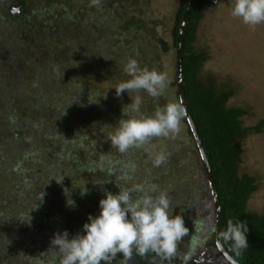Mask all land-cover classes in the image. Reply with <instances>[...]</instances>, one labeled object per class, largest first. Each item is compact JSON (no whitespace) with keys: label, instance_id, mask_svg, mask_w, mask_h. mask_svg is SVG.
<instances>
[{"label":"rangeland","instance_id":"obj_1","mask_svg":"<svg viewBox=\"0 0 264 264\" xmlns=\"http://www.w3.org/2000/svg\"><path fill=\"white\" fill-rule=\"evenodd\" d=\"M34 2L37 1L34 0ZM179 2L180 0H101L99 4H102V7L98 11L90 0H48V2H41L38 11L50 8L53 14H58L59 18H63L65 16L64 12L68 11L76 17L81 25L88 23V26L92 25L94 29L104 25V33L109 35L106 49L108 55L94 62L93 67L91 64L81 67L79 70L77 69L76 80H78V83L76 85L83 88L84 92L100 93L110 97L112 101H118L119 98L116 97V91L113 87L130 79L124 71L125 63L121 64V62H127L129 58L136 59L141 67L147 66L149 69L166 72L169 83L162 96L153 98L146 92L141 91L138 93L143 99L141 112L145 115H151L157 107H163L169 102H179L175 75L176 46L173 45L172 36V28ZM234 3L235 0H207L205 2L201 8V19L195 33L196 41L194 45L196 48L206 51V60L201 70L202 77L212 76L217 84L232 89L234 94L228 100V105L240 106L246 110L247 113L242 117L243 126L253 127L262 121L264 122V23L254 27L244 24L240 18L232 15ZM13 6L11 8L12 13H18V7ZM37 7H32L35 12ZM117 18L132 20V23L127 26L125 21L111 26V19L117 20ZM97 19H100L102 23L94 27L93 25H95ZM51 23L52 25L55 24L53 21ZM9 30L13 34H7L4 38L15 42L20 39V31H17L13 26H10ZM37 30L39 36L41 33L40 28H37ZM3 32H5V29L0 27V33ZM41 37L42 35L39 36L38 41H41ZM159 39H163L168 44L169 49L167 52L159 50L157 45ZM45 43L41 42L37 49L42 50L43 47H46ZM53 64L56 66V63ZM11 89L13 90L12 87ZM56 90V92H60V95L66 97L71 93V91L64 88L56 87ZM44 92V89H38L33 91L32 95H40ZM122 94L123 97L128 98L129 103L132 102L129 96L136 95V93L127 92ZM74 117L78 122L80 132L90 134L89 141L85 140V142H89V151L96 155V159L103 155L107 157L105 159L106 163L100 164L104 172L108 170L114 172L115 170V173L121 176L122 173L127 171L136 177V182L146 187L156 185L159 191H165L169 194V214L181 215L185 226L189 230L188 234L178 242L176 251L169 255L171 258H184L187 251H189L187 246L189 237L195 231L199 234L202 232V229L194 231L193 216L209 217L210 231L206 233V237L210 238L211 228H214L213 207L211 209L209 207L206 211L200 208L199 202L202 195L196 192L203 186L205 190L207 189L205 194L207 193V180L203 165L199 163L200 158L194 141L187 133L188 126L185 118L181 121V132L178 135L169 138H154L149 151L144 149L132 151L130 149L128 153L122 154L112 147L110 140L107 139L109 134L114 132L115 127L109 125L103 117H99V121L98 118L95 120L94 116L89 117L86 113L82 115L79 111ZM71 140L69 139L66 143H63L69 148L66 151L72 149ZM80 148L75 147L73 149L77 154V157H74L75 161L72 163L70 161L63 162L60 166L65 173L64 178H62L64 179L65 188L57 189L60 185L56 184V187H51L50 190L52 191L48 192L55 195H61L64 190L67 193L79 192V209L75 210V215L80 214L81 211L86 210L87 212L90 208L93 209L95 204V199H88L85 194H82L81 188L75 187V183H79L88 191H92L95 186L97 187L100 184V180L105 178L101 168L100 171L93 170L92 173L88 174L86 168L79 166V162L76 160L86 156L82 146ZM242 151L239 173L242 174L243 171L256 176L257 184H259L248 200L246 210L261 213L264 211V123L260 133L252 131L250 135L243 139ZM75 153L71 156L76 155ZM160 153L165 154L166 160L159 167H156L153 161L155 156ZM7 155L13 156V154ZM190 159H193V165H190ZM26 161L28 164V157ZM132 163L137 166L131 167ZM95 164L99 165L98 162ZM5 165L2 164L0 159V167ZM24 166L26 165L8 171L17 172L16 175H20V171H23L22 173L25 174L23 175L24 180L26 178L41 177V175H37V168L34 165ZM129 176L126 177L129 178ZM21 177L22 175L16 177L14 173L13 177L4 176L3 178L0 176V216L13 215V218L15 216L16 221H18L19 213L22 214L20 219L24 218L25 220H20V224H16V228L20 225L26 228L21 242L22 245L20 246V243L16 242L12 251L17 252V257H20V251L24 248L26 253L34 258L33 264H39L36 263L38 258L41 256L48 257L51 251L54 250H49L52 236L48 234L47 228L67 227L70 224L68 222L69 217L66 213H57L53 220L57 225H53L50 222V218H53L51 213L49 210L40 209L34 204L36 199L32 196L33 193L31 189L29 190L30 187L22 184ZM42 178L45 177H41L40 181ZM119 180V178L114 177L106 179L113 185L120 183ZM136 182H133V184H139ZM191 193L195 194L192 195ZM13 195H16L15 200ZM24 195L26 201L23 200ZM27 196L29 197L27 198ZM190 199H194L197 207L189 201ZM61 221L63 226L58 224ZM8 228L3 222H0V238ZM45 232L47 233L45 234ZM39 233H41L40 239L37 238ZM197 239L199 240V238ZM207 241L201 242L206 244ZM8 243L0 241V251L4 247L9 248ZM194 248H196V245ZM199 248L198 253L203 254L205 252L203 246L199 245L197 250ZM209 250L213 257V264H228L216 250L212 248H209ZM13 257L12 253L7 254L8 259H13ZM57 263L60 264L59 260ZM0 264H4V262L0 261ZM17 264L28 263L17 262ZM41 264H49V261ZM113 264H116L115 259Z\"/></svg>","mask_w":264,"mask_h":264},{"label":"trees","instance_id":"obj_2","mask_svg":"<svg viewBox=\"0 0 264 264\" xmlns=\"http://www.w3.org/2000/svg\"><path fill=\"white\" fill-rule=\"evenodd\" d=\"M33 1L0 0V27L5 29V32L0 33V159L2 164H6L0 167V176L13 177V173L16 177L25 175L23 171H20V175H16L17 172L12 173L11 170L22 165H34L39 173L37 175L45 178L40 181V176L34 179L25 177L27 180H24L23 176L21 177L23 185L30 184L33 188H41L46 181L50 180L53 184L51 187H56L57 184L60 185L58 188L62 189L65 188L64 179H62L65 173L60 166L63 162L75 161L74 157H77L73 150L75 147L82 146L86 154L84 158L76 161L79 162V166L88 170V174L93 170L100 171V164L106 163L107 158L103 155L96 159V155L89 151V142L85 140L89 141L90 134L80 132L74 115L79 111L82 115L86 113L89 117L94 116L95 120L98 118L100 121L103 117L116 129L118 121L126 118L122 110L128 108L130 101L123 97V94L120 97L116 96L119 98L118 101H112L110 97L100 93L84 92L83 88L76 85L78 83L77 69L91 64L93 67L94 62L108 55L106 49L109 35L104 33V25L98 29H94L92 25L88 26V23L81 25L68 11L64 12V19L59 18L57 13L53 14L50 8L38 11L41 2H48V0H35L37 2L34 3ZM185 1L179 2L172 28L174 46H176ZM205 2L206 0L192 1L184 32L182 76L185 99L210 164L220 200L222 229L226 228L228 219L246 221L248 225L246 236L249 247L243 251L242 255L237 256L231 250V241L222 240V244L228 254L240 264H264V211L257 213L246 210L247 202L259 184H257L256 176L243 171L241 174L238 171L243 152V139L252 131L260 133L264 122L253 127L243 126L242 117L247 111L240 106L228 105V100L233 96L234 91L217 84L212 76L203 78L201 75L206 51L196 48L194 42L201 19V8ZM13 5L20 10L18 13H12ZM33 6H38L37 14ZM94 6L100 11L102 4ZM125 21L127 26L132 23V20L117 18V20L111 19V26ZM101 23V20L97 19L93 26L97 27ZM10 26L20 31V39L16 42L4 38L7 34H13L9 30ZM37 28L41 31V41H38L40 35H37ZM41 42L47 43H45L46 47L39 50L37 47ZM157 45L160 51L167 52L169 49L163 39L157 40ZM53 63H56V66ZM123 63L126 62H121ZM56 87L67 89L71 93L68 97L60 95V92H56ZM38 89H44L45 92L32 95V92ZM187 133L192 137L189 128ZM69 139H72L70 143L72 149L66 151L69 148L63 143ZM74 153L76 155L71 156ZM7 154H13V156ZM190 161V165H193V159ZM97 162L99 165L95 164ZM199 163L201 164V160ZM135 166L137 165L131 164V167ZM9 169L11 170L8 171ZM102 171L104 180H100V184L95 186L94 190L87 191L85 194L88 199L94 198V203L98 207L105 191H111L113 194L119 192L117 184H111L106 181L107 178H119L118 184L126 188L136 185L133 184L136 182V177L127 171L121 176L115 173V170L114 172ZM127 175H130L129 178L126 177ZM75 187L83 188L79 183H75ZM206 190L202 186L196 192L202 195L199 204L205 211L213 207L209 192L205 194ZM77 195L64 190L56 201L65 199L70 203ZM135 195L136 193H133L134 197ZM42 197L43 195L37 199L42 202ZM60 197L64 199L59 200ZM189 201L196 206L194 199ZM57 205L66 204L60 202ZM65 209L62 208L61 211L64 212ZM59 211L57 206H53L54 213ZM192 220L195 225L194 231L202 229L201 235L210 231L208 216H193ZM211 231L212 239L203 238L202 241L208 240L206 244L213 246L214 228H211ZM79 233H81L80 230ZM4 234L8 235V233ZM133 253L138 252L134 250ZM144 255L139 256L140 264H149V257L153 256L152 250ZM161 257L170 262L179 261L178 258L172 259L164 253H161Z\"/></svg>","mask_w":264,"mask_h":264},{"label":"clouds","instance_id":"obj_3","mask_svg":"<svg viewBox=\"0 0 264 264\" xmlns=\"http://www.w3.org/2000/svg\"><path fill=\"white\" fill-rule=\"evenodd\" d=\"M91 3L98 5L99 0H91ZM232 15L252 27L262 24L264 0H235ZM124 71L130 79L113 87L116 96L125 92L136 95L130 96L132 102L122 110L126 118L118 121V127L107 139L122 154L130 149L149 151L154 138L174 137L181 132L185 109L179 102H169L157 107L153 114L145 115L140 110L143 99L138 93L143 91L153 98L162 96L169 83L168 74L141 67L134 58L127 60ZM165 160V154L156 155L154 166L159 167ZM117 186V194L105 191L99 201V215L89 214L88 221L83 224V234L77 232L71 238L67 230L54 234L49 250H57L61 256L60 264H110L117 254L130 258L134 250L139 254L153 250L168 255L176 251L178 242L189 230L181 215L169 214V194L159 191L156 185ZM87 191L85 187L81 190L82 194ZM133 193H136L135 197ZM247 232L246 221L228 219L219 236L224 242L231 241V250L240 256L249 247ZM194 235L198 238L201 233Z\"/></svg>","mask_w":264,"mask_h":264},{"label":"flooded vegetation","instance_id":"obj_4","mask_svg":"<svg viewBox=\"0 0 264 264\" xmlns=\"http://www.w3.org/2000/svg\"><path fill=\"white\" fill-rule=\"evenodd\" d=\"M22 177H23V175H22ZM51 184H52V181L48 180L41 186V188H37V187L33 188V187H31L30 184L28 186V187H30L29 190L31 189V192L33 193L32 196H34V199H36L34 204L36 206L38 205V208H40V209L49 210V212L51 213L53 218H50V222L53 223V225H57V223L53 222V220L55 219L54 217H56V215H57V213L53 212V206L58 207V209L60 210L58 212L59 214L66 213L67 216L69 217L68 222L70 224H68L67 227L47 228L48 234H50L52 236L50 240H52L54 234L57 233L58 230H59V232H63L64 230H67L69 233V238L74 236L77 232H79V230H80L81 234H83V231H82L83 230V224L88 221L89 214H91L93 216L99 215L100 207H98L97 204H94L93 209L90 208L89 210H87V212L85 210V211H81L80 214L78 213L75 215V210H77V208L79 209V207H78L79 192H75L78 195L75 198H73V201H70V203H68L66 200L56 201V199L59 195L48 193L49 191H52V190H50V189H52ZM57 189H59V188L57 187ZM37 190H39V191L37 192ZM81 190H83V188ZM44 194H46V195H44ZM41 195H43V197H42L43 201L42 202L37 199ZM15 196L16 195H13L14 200H15ZM62 198L60 197L59 200H62ZM0 199H1V197H0ZM23 200L26 201L25 195L23 197ZM60 202H65V204L67 206L61 205V206H63V207H61V206L57 205ZM62 208H66L64 212L61 211ZM0 217L2 219V220L0 219V222H3L6 226L9 227L7 229V231L4 232V233H8V235L3 234L2 238H0V241L9 242L8 243L9 248L4 247L3 250L0 251V261H3L4 264H17V262L33 264L34 258H32L30 256V254L26 253V250L24 248L20 251V257H17V252L12 251L13 247L16 245V242H19L20 246L22 245L21 242H22V238L24 237V233H25L26 228L21 227V225H20V227L16 228V224H20L19 221L21 220L20 218L22 217V214L19 213L18 221H16L15 216L13 218V215L12 216L2 215ZM24 220L25 219L23 218L21 221H24ZM58 224L60 226H63L62 221L59 222ZM78 226H79V228H78ZM47 232H45V234ZM37 238L38 239L41 238V233H39L37 235ZM198 238H199V240L195 237L194 233L189 237V239L187 240V246L189 247V251H187V255L184 258H178L179 261H176V262L167 261L166 258L161 257V252H156V251L152 250L153 256L149 257V264H156V262L158 264L159 263L160 264H212L213 257L211 256L209 248L216 250L218 252V254H220L221 257L223 258L222 254L216 249V247H214L215 246L214 244H213V246H211V245L203 244L201 242L203 240V238H207L206 234H203ZM196 239H197V242L195 243ZM207 239L211 240L212 235L210 236V238H207ZM195 245H196V248H194ZM199 245L203 246V250L205 251L203 254H200V252L198 253L200 248L197 250V247ZM194 249H196V250H194ZM17 250H19V248H17ZM9 252H10V254L11 253L13 254V256H14L13 259L7 258V254ZM142 255H144V254H142ZM59 256L60 255L58 254L57 250L54 249L51 251V253L49 254L48 257L41 256L40 258H38V261L36 263L41 264V263H47V261H49V264H58L57 263L58 260L60 262V259H61ZM139 256H141V254L132 253V256L130 258H125L123 255L117 254L116 256L111 258L110 264H113L114 259L116 260V264H140ZM29 257H31V258H29ZM172 259H177V258H172ZM164 261H165V263H164ZM225 261L227 262V260H225ZM227 263L230 264L229 262H227Z\"/></svg>","mask_w":264,"mask_h":264},{"label":"water","instance_id":"obj_5","mask_svg":"<svg viewBox=\"0 0 264 264\" xmlns=\"http://www.w3.org/2000/svg\"><path fill=\"white\" fill-rule=\"evenodd\" d=\"M193 0H186L185 5L183 8V14L181 17L177 37H176V47H175V75H176V88H177V96L178 101L180 104H182L183 108L185 109V121L188 125V128L192 134L198 156L201 160V163L203 165L204 174L207 180V188L209 192V196L212 200L213 205V215H214V244L216 249L222 254L223 258L227 260L230 264H240L237 261H235L225 250L222 239L219 236V232L222 230V217H221V206H220V200L217 194V190L215 187V183L213 180V176L211 173V168L209 161L207 159L202 141L200 139L197 127L193 121V118L190 114V111L188 109L185 94H184V88H183V76H182V57H183V41H184V32L186 28V23L189 15V11L191 8V3ZM19 12V9H18Z\"/></svg>","mask_w":264,"mask_h":264}]
</instances>
